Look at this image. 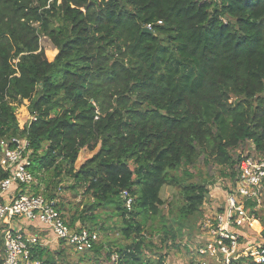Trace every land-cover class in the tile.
<instances>
[{
    "label": "trees",
    "instance_id": "16d2710c",
    "mask_svg": "<svg viewBox=\"0 0 264 264\" xmlns=\"http://www.w3.org/2000/svg\"><path fill=\"white\" fill-rule=\"evenodd\" d=\"M41 37L56 49L52 60ZM164 54L176 73L196 80L170 81ZM16 101L27 104L25 123ZM11 137L29 141L36 180L65 174L88 182L99 204H116L131 243L96 264L113 254L116 264H154L138 216L158 214L171 171L203 156L231 167L234 184L238 164L264 157V0H0V139ZM247 146V155L233 156ZM83 149L96 152L75 171ZM122 191L134 198L131 213ZM184 195L186 218L204 191L190 185ZM255 205L245 208L262 227L264 248V209ZM58 208L69 227L86 230ZM31 253L56 264L44 247Z\"/></svg>",
    "mask_w": 264,
    "mask_h": 264
},
{
    "label": "built area",
    "instance_id": "2783aa9c",
    "mask_svg": "<svg viewBox=\"0 0 264 264\" xmlns=\"http://www.w3.org/2000/svg\"><path fill=\"white\" fill-rule=\"evenodd\" d=\"M145 28L151 30L150 25ZM31 153L26 138L0 139V170L6 175L0 180V229L4 247L1 264H43L33 260L31 253L33 247L44 246L42 241L62 243L76 253L89 251L93 246L94 236L85 229L69 227L54 199L31 191L36 182L30 168ZM263 191L264 157H246L237 166L234 184L221 211L202 223L208 238L191 249L189 264H250L253 261L262 264L261 229L255 228L261 225L247 211L245 203L252 200L259 203ZM9 193L12 194L8 196ZM120 198L126 212L131 213L133 196L122 191ZM116 260L117 255L113 254L110 264H116Z\"/></svg>",
    "mask_w": 264,
    "mask_h": 264
},
{
    "label": "rangeland",
    "instance_id": "374dc122",
    "mask_svg": "<svg viewBox=\"0 0 264 264\" xmlns=\"http://www.w3.org/2000/svg\"><path fill=\"white\" fill-rule=\"evenodd\" d=\"M40 46L46 57L52 60L56 54V49L50 41L41 37ZM160 61L166 77L173 83L191 85L196 80L195 74H189L190 76L187 78V76H180L178 71L176 73L166 54L161 56ZM166 77L163 75L164 79H167ZM12 105L15 107V117L18 122L25 123L29 115L27 104L16 101ZM250 150L251 148L247 146L232 154L236 156L242 152V156H245ZM95 152L96 150L93 152L86 149L81 150L74 166L75 171ZM55 174L46 172L40 180H36L31 189L34 187L33 192H35L36 189L42 188L41 193L44 196L54 199L57 206L64 209L67 219L75 221V226L81 225V227L89 230V233L94 236L93 246L89 251H97L91 256L81 255L60 243L45 244L42 241L41 245H44L47 255L55 256L53 260L56 264H96V259H107L103 255L104 251L111 252L116 247L125 248L130 245L131 241L125 239L123 235L121 217L116 216V204L101 205L96 201L92 192L88 190V182L67 177L65 174L61 176ZM231 175V167L218 166L212 160L205 162L203 156H200L194 165H185L170 172L171 180L163 185L159 195L161 205L158 214L156 216L150 214L138 216L146 235L145 240L150 244L148 250L151 256L149 259L154 261V264L158 259H161L163 264L190 263L192 259L191 249L205 243L208 238L202 223L206 219H213L220 211V207L225 204L226 196L232 186ZM190 185L202 187L204 196L201 204L197 207V211L185 218L181 209L186 201L185 190ZM263 196L264 191L260 195L259 203L253 207V211L264 209ZM80 215L85 219L82 222L79 220ZM90 216L96 217L94 222L89 219ZM255 228L260 230L257 226ZM3 248V238L0 237V259L3 257L1 255Z\"/></svg>",
    "mask_w": 264,
    "mask_h": 264
},
{
    "label": "crops",
    "instance_id": "0c3cea01",
    "mask_svg": "<svg viewBox=\"0 0 264 264\" xmlns=\"http://www.w3.org/2000/svg\"><path fill=\"white\" fill-rule=\"evenodd\" d=\"M33 190H34V187H33V189H31V191L33 192ZM39 191H41L42 190V188H39L38 189ZM12 193H9V195L8 196H10ZM6 197V196H5ZM61 204H63V202L61 201ZM21 228L24 230L25 229V226L24 225H22L21 226ZM0 237H1V239H2V230L0 229ZM52 243H56L55 241H52Z\"/></svg>",
    "mask_w": 264,
    "mask_h": 264
},
{
    "label": "water",
    "instance_id": "95a60500",
    "mask_svg": "<svg viewBox=\"0 0 264 264\" xmlns=\"http://www.w3.org/2000/svg\"><path fill=\"white\" fill-rule=\"evenodd\" d=\"M143 31H144V32H148V30H147V29H144Z\"/></svg>",
    "mask_w": 264,
    "mask_h": 264
}]
</instances>
